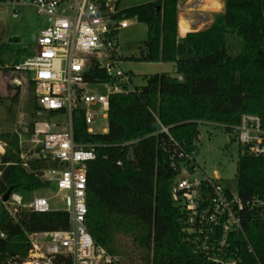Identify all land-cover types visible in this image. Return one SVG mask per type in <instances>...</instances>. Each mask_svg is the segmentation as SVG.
<instances>
[{
  "label": "trees",
  "instance_id": "trees-1",
  "mask_svg": "<svg viewBox=\"0 0 264 264\" xmlns=\"http://www.w3.org/2000/svg\"><path fill=\"white\" fill-rule=\"evenodd\" d=\"M223 1L224 11L208 28L183 37L178 34V0H152L119 10L118 18L136 16L147 25L138 60L174 63L176 74L155 73L132 92L112 94L106 133L89 135L83 113L74 114L75 139L98 145V156L88 167V230L95 243L124 264L121 235L132 239L143 264H216L196 253L188 241L185 213L173 201L170 187L176 176L171 156L180 150L198 151L201 123L225 125L222 128L232 134L243 113H254L264 127V0ZM121 2H115L117 10ZM230 37L239 43V52L233 51ZM7 46L0 44V61ZM4 70L11 78L26 79L35 90L27 73ZM86 78L101 82L110 77L104 69L92 68ZM14 88L10 100L16 103L21 86ZM0 141L5 144L0 157V230L7 235L0 239V264H10L8 260L27 256L28 233L67 229L69 215L64 210H18L15 221L2 201L7 190L28 195L48 184L22 166L19 135L2 131L1 122ZM236 177L244 202L254 197L264 201V157L241 153ZM243 222L246 236L234 238L238 264H259L264 261V221L246 212Z\"/></svg>",
  "mask_w": 264,
  "mask_h": 264
},
{
  "label": "built area",
  "instance_id": "built-area-1",
  "mask_svg": "<svg viewBox=\"0 0 264 264\" xmlns=\"http://www.w3.org/2000/svg\"><path fill=\"white\" fill-rule=\"evenodd\" d=\"M4 4L12 7L14 17L18 16L20 6L29 5L35 8L38 16L47 19V26L36 35L34 55L13 68L27 73L34 84L37 111H61L65 118L61 130L41 132L35 127L23 135L18 134L22 166L49 187L53 185L56 192L50 196H31L30 200H25L22 193L12 192L4 204L15 221H18V210H64L69 215L67 229L28 233L30 248L27 256L20 261L15 257L13 262L12 259L8 262L124 264L120 257L95 243L88 230V167L98 156V145L75 139L74 114L81 111L87 133L98 134L91 125L100 116L108 119L110 96L135 90L132 72L122 69L117 58L116 33L128 27L129 20H118V11L111 0L0 2V6ZM92 68L104 69L109 80H87L86 73ZM11 82L22 86L26 79L15 76ZM98 84L105 85L110 92L103 94L90 90V86ZM107 131L108 126L101 133ZM229 135L239 142L241 153L264 157V127L259 115L243 113ZM196 154V150H180L171 156L176 176L170 191L175 204L185 213L183 229L196 253L216 264H238L241 257L234 238L246 236L243 222L246 212L253 219L264 221V201L254 197L244 202L238 190L233 192L221 178L208 176L200 170ZM53 198H59L63 207H51ZM5 238L6 233L0 230V239ZM249 250H253L251 244Z\"/></svg>",
  "mask_w": 264,
  "mask_h": 264
},
{
  "label": "rangeland",
  "instance_id": "rangeland-1",
  "mask_svg": "<svg viewBox=\"0 0 264 264\" xmlns=\"http://www.w3.org/2000/svg\"><path fill=\"white\" fill-rule=\"evenodd\" d=\"M149 1L152 0H122L121 5L131 7ZM220 11L221 8L213 9L210 11V16L213 18ZM13 13L10 5L0 6V44L6 43L8 45L3 53L2 61H0V68H2L0 95L3 98V105L0 107L1 130L23 135L26 131H30L33 124L41 132L61 130L64 128L65 118L63 116L49 117L47 113L37 111L35 109V92L28 84L25 83L21 86V94L16 103L10 100L16 89L11 82V72H6L4 68L21 64L28 57L34 55L35 46L30 41L31 36L33 34L37 35L41 29L47 26V19L44 16H38L32 6H20L17 17H14ZM125 18L129 20V26L120 29L116 33L117 58L122 69L132 70L134 85H143L145 77L155 73L176 74L171 64L160 65L138 60L141 56V50L145 48L147 25L139 22L136 16L119 17L118 20ZM208 19L202 17L201 20L197 19L196 22L206 24L209 22ZM208 25L209 23L205 27ZM205 27L195 31L205 29ZM16 36L20 37V42H9L11 37ZM230 40L233 51L237 52L239 43L233 40L232 37H230ZM133 56L135 58H132ZM90 90L103 94L110 92L109 88L101 84L90 86ZM91 126L96 133H101L103 128L108 126V119L100 116ZM4 150L5 144L0 141V157ZM240 154L239 142L235 138L229 139V134L222 127L208 123L200 124L198 151L195 156L196 163L200 170L208 176L221 178L233 192L238 190L236 176ZM47 187L35 190L28 195L23 194L25 200H30L31 196H50L56 192L53 185ZM51 207L60 209L63 207V203L59 198H53ZM118 240L124 251L121 256L126 264L130 263V258H132L133 264H143L140 259V251L130 237L121 235Z\"/></svg>",
  "mask_w": 264,
  "mask_h": 264
},
{
  "label": "crops",
  "instance_id": "crops-1",
  "mask_svg": "<svg viewBox=\"0 0 264 264\" xmlns=\"http://www.w3.org/2000/svg\"><path fill=\"white\" fill-rule=\"evenodd\" d=\"M112 1V0H111ZM117 0L115 1H112V2H116ZM221 4V11L220 12H223L224 11V1L223 0H218ZM213 2L214 0H178V34L179 36L183 37L185 36L188 32H191V31H195L196 29H201L203 27H205V25H207L209 23V25L205 28H208L213 22H214V19H215V16H210V11L213 10V9H216L214 6H213ZM123 2H121L122 4ZM120 4V8L119 10L121 9H124V8H128V7H124L123 5ZM132 7V6H131ZM218 8V9H219ZM117 10V11H119ZM184 13L186 15V17L188 18V30L185 34H182L180 33V13ZM201 17V18H200ZM202 17L205 19H208V23H201V22H196L197 19H202ZM150 63H157V64H160V65H167V64H171L172 65V68L175 69V72H176V67H175V64L174 63H171V62H150ZM128 71H131L132 70H128ZM175 75V74H174Z\"/></svg>",
  "mask_w": 264,
  "mask_h": 264
},
{
  "label": "bare ground",
  "instance_id": "bare-ground-1",
  "mask_svg": "<svg viewBox=\"0 0 264 264\" xmlns=\"http://www.w3.org/2000/svg\"><path fill=\"white\" fill-rule=\"evenodd\" d=\"M213 6L215 8H219V7H221V4H220V2L218 0H214ZM179 20H180V23H179V25H180V33L185 34L187 32L188 28H189V26H188V18L186 17V15L184 13L181 12Z\"/></svg>",
  "mask_w": 264,
  "mask_h": 264
},
{
  "label": "water",
  "instance_id": "water-1",
  "mask_svg": "<svg viewBox=\"0 0 264 264\" xmlns=\"http://www.w3.org/2000/svg\"><path fill=\"white\" fill-rule=\"evenodd\" d=\"M35 39H36V35L35 34H33L32 36H31V43L32 44H34L35 43ZM21 41V39H20V37H18V36H16V37H11L10 39H9V42H20ZM229 139H232V136L231 135H229ZM12 188H9L8 190H7V192L3 195V197H2V201L3 202H5V201H7L8 200V198H9V196L11 195V193H12Z\"/></svg>",
  "mask_w": 264,
  "mask_h": 264
}]
</instances>
